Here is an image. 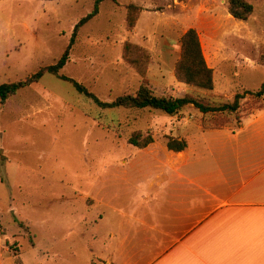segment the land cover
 Segmentation results:
<instances>
[{"label": "rangeland", "instance_id": "374dc122", "mask_svg": "<svg viewBox=\"0 0 264 264\" xmlns=\"http://www.w3.org/2000/svg\"><path fill=\"white\" fill-rule=\"evenodd\" d=\"M142 4H148L147 13ZM93 8V0H0V84L25 81L55 65L74 27ZM228 14L218 0H105L99 14L76 32L59 76L78 81L103 102L136 94L141 86L158 97L188 95L209 105L231 104L244 93L236 113L203 114L193 105L172 116L154 109L102 108L50 73L0 100V264L89 263L97 234L96 223L83 220L96 206L88 196L108 194L94 176L131 157L138 148L131 139L151 136L147 147L158 151L170 138L237 125L256 107V91L247 93L239 83L247 79L251 91L261 86L264 41L251 52L240 37L252 28L264 39V19L258 24L254 17L245 22ZM189 29L196 30L213 70L212 90L176 75L181 39ZM253 63L254 72L244 68ZM97 210L111 213L104 206Z\"/></svg>", "mask_w": 264, "mask_h": 264}, {"label": "crops", "instance_id": "0c3cea01", "mask_svg": "<svg viewBox=\"0 0 264 264\" xmlns=\"http://www.w3.org/2000/svg\"><path fill=\"white\" fill-rule=\"evenodd\" d=\"M218 1L228 11L227 1ZM250 2L252 22L259 24L264 0ZM142 5L147 13L148 4ZM252 33L249 28L240 37L251 52L264 41ZM253 66L244 68L254 72ZM246 81L242 89L257 92L264 75L256 90ZM256 103L237 125L182 135L187 146L181 152L167 145L137 148L127 160L101 168L95 181L108 194L89 195L96 206L83 217L96 223L97 234L87 264H264V95Z\"/></svg>", "mask_w": 264, "mask_h": 264}, {"label": "trees", "instance_id": "16d2710c", "mask_svg": "<svg viewBox=\"0 0 264 264\" xmlns=\"http://www.w3.org/2000/svg\"><path fill=\"white\" fill-rule=\"evenodd\" d=\"M93 12L82 18L74 27L73 36L67 50L58 60L55 65L48 66L25 81H19L10 84H0V100L5 102L10 96L17 93L26 86L38 82L46 73L59 76V72L64 68L69 60V51L73 45L76 32L78 29L91 18L99 14L100 4L105 0H93ZM228 12L236 20L248 21L254 12L253 5L249 0H228ZM176 75L186 84L193 85L199 88L212 90L214 87L213 70L208 67L203 56L200 39L195 29H189L181 39V58L177 64ZM61 79L70 82L73 87L81 94L88 98H92L102 108H134V109H154L160 110L168 115L177 114L182 108L193 105L201 113H221L229 112L236 113L240 108V101L244 98V94H236L231 104L209 105L201 99H196L192 96H184L180 98L158 97L145 86H141L136 94L124 95L119 97L114 102H103L94 96L84 85L78 81L59 76ZM248 93V92H247ZM257 97L264 95V82L258 92ZM153 142L151 136H147L144 140L131 139V144L138 148H145ZM167 148L170 151L181 152L187 144L183 140L170 138L167 141Z\"/></svg>", "mask_w": 264, "mask_h": 264}]
</instances>
